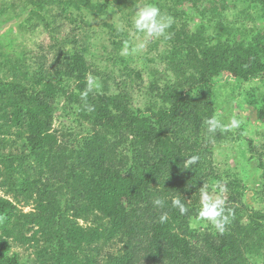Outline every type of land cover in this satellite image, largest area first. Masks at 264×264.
Returning <instances> with one entry per match:
<instances>
[{"label":"trees","instance_id":"16d2710c","mask_svg":"<svg viewBox=\"0 0 264 264\" xmlns=\"http://www.w3.org/2000/svg\"><path fill=\"white\" fill-rule=\"evenodd\" d=\"M141 1H2L1 24L19 21L53 44L33 57L0 41V264H264V207L226 202L223 234L198 218L225 134L204 123L222 122L220 90L264 121V0H149L172 23L152 36L147 70L122 67L119 53ZM114 12L121 26L106 22ZM92 22L109 35L117 71L89 59ZM58 118L69 126L57 129Z\"/></svg>","mask_w":264,"mask_h":264},{"label":"rangeland","instance_id":"374dc122","mask_svg":"<svg viewBox=\"0 0 264 264\" xmlns=\"http://www.w3.org/2000/svg\"><path fill=\"white\" fill-rule=\"evenodd\" d=\"M2 1L3 0H0V5ZM147 4H149V0L141 1L138 9L143 8ZM3 19L5 18L2 17V19H0V41L4 42L5 46H12L10 49H4L5 53H13V51L11 52V48H13L15 52L17 51V53L20 52L21 49H25L30 56L36 57L37 54L40 55L42 52L41 50H46L49 45L53 44L48 35L41 31L30 34L26 27L21 25V22L15 21L9 24H1ZM106 22L121 26V14L118 15L114 12L113 16L106 19ZM99 23H101L100 20ZM259 23L260 16L258 13L254 12L253 20L250 25L257 26ZM92 26L93 29L89 32V36L92 37L89 39V59L97 63L99 61L98 64L101 68L107 67L108 64H112L113 69L117 71L118 68H121V65L118 64L114 66L113 62L110 61L115 55H109L113 50V46L110 44L111 41L108 38L109 35L107 32H104L105 29L97 22H92ZM134 29L135 27L133 25V29L130 31L128 30L132 41L127 42L123 50L119 52L121 57L125 58V64L122 63V67L146 69L147 64L153 65V63H149V60L156 54L155 51H151L154 40L152 36H147L146 33L135 31ZM54 53L55 52L49 53L48 55L50 56V59L46 61L48 66H51V59ZM108 55L110 60L107 59ZM40 57L42 56L40 55ZM146 79H148L147 75H145V80ZM256 84L259 85L261 89L260 92L264 93V83L258 81ZM220 91L218 108L216 107L218 113L221 114L220 119L223 123L227 124L230 117L235 116L241 123L239 128L225 132L222 141L215 146L213 163L217 166L218 170L206 178L204 185H207V190L211 195H222L226 202L243 206L242 208H245L247 212L260 210L264 207V172L259 168L260 160H264V121H260L256 117V111L253 108L248 106L242 107L237 97L232 95L228 89ZM143 100L144 98L141 96L136 97V102L138 103H141ZM231 107H233V111L228 112ZM64 122H66L65 125L69 126V124H67L68 119L60 118L57 119L54 126L61 130V128L64 127ZM220 171L226 174V177H224L226 181L219 184L217 173ZM218 186H223L225 189L222 194L217 191ZM234 190H236L237 193L233 192ZM239 192L245 194L243 198H240ZM24 209L28 211L29 207ZM195 226H197V222ZM198 229L202 228L198 227ZM16 249L28 261L33 257L32 250L26 247H15V250Z\"/></svg>","mask_w":264,"mask_h":264},{"label":"clouds","instance_id":"9594fccd","mask_svg":"<svg viewBox=\"0 0 264 264\" xmlns=\"http://www.w3.org/2000/svg\"><path fill=\"white\" fill-rule=\"evenodd\" d=\"M134 27L139 32L146 33L147 36H161L172 23L171 17H166L161 13V10L154 4H147L143 8L138 9L134 17ZM126 51V50H125ZM92 87V81H89V89ZM204 123L207 125V130L210 133H215L218 129L222 132L232 131L239 128L241 121L235 116L230 117L227 124L222 123L215 115L206 119ZM198 157L193 155L186 161V168L189 165L196 164ZM220 187L221 194L225 191L223 186ZM153 205L157 208L165 206V200L156 198ZM172 206L177 208L183 215L188 212V207L179 198L172 199ZM231 210L226 208V200L222 195L213 196L207 190V185L200 188V206L198 209V218L202 221L210 222L215 229L223 234L226 231L227 225L230 223L229 217ZM159 220L165 223L168 220V214L164 212L160 215Z\"/></svg>","mask_w":264,"mask_h":264}]
</instances>
